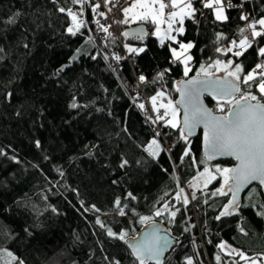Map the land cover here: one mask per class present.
<instances>
[{
  "label": "trees",
  "instance_id": "trees-1",
  "mask_svg": "<svg viewBox=\"0 0 264 264\" xmlns=\"http://www.w3.org/2000/svg\"><path fill=\"white\" fill-rule=\"evenodd\" d=\"M93 2L104 9L111 5L105 7L103 0ZM239 2L232 0L233 4ZM59 7L75 10L77 6L66 0H0V148L7 153L0 155V249L8 248L24 264H110L112 260L133 264L126 245L108 237L105 229L95 223L96 217L116 232L135 229L129 232L131 236L142 227L135 222L132 209L148 215L169 203L171 210L180 209L175 222H168V214L157 219L178 243L163 264H185L186 257H192L194 264H217L216 255L221 257L220 264L237 263L217 247L221 242L248 256L264 254V218L256 215L264 196L248 200L245 192L242 204L256 203L257 208L242 207L239 215L218 221L215 217L228 198L214 197L205 204V197L197 191L195 216L173 199L178 191L176 178L180 187H186L197 170L188 158L180 163L184 145L177 143L176 133L162 141L165 149L176 145L170 150L171 159L164 152L153 160L141 147L151 138L152 129L140 110L133 107L130 96L138 91L139 102H144L162 86L171 91L174 81L185 78L182 65L170 64L167 47L161 48L151 35L143 41L146 53L117 65L111 57L113 53L127 56L124 43L142 46L140 41H126L120 36L124 29L140 23L110 28L117 37L113 43L104 39L105 33L102 37L96 35L94 14L91 6L85 5L87 28L71 36L66 31L70 18L60 13ZM241 11L259 18L264 15V0H247L243 9L228 10L229 20L225 23L215 22L208 9L204 16L197 14L199 24L185 22V35L179 39L196 44L191 50L194 59L190 76L209 58H230L215 52V47L228 44V40L215 43L216 33L238 40V30L245 25L239 19ZM96 19L103 20L98 15ZM144 25L147 31L153 30V25ZM259 45H264V39L240 58L246 70L257 61L255 47ZM77 49L79 59L58 73ZM105 54L108 61L103 59ZM92 55L97 59L92 60ZM109 64L117 69L115 73ZM169 67L172 70L164 78L166 83L141 84L137 88L140 74L151 81ZM171 95L176 99L174 91ZM74 98L81 107H70ZM206 102L215 111V102ZM125 127L127 132L123 131ZM192 151L202 158L198 136L192 139ZM122 159L129 161L125 168L119 166ZM217 163L225 167L234 164L230 160ZM129 192L136 200L125 199ZM118 197L128 205L124 217L118 215L113 203ZM81 201L84 207L95 205L100 212H85ZM239 226L248 235L242 234Z\"/></svg>",
  "mask_w": 264,
  "mask_h": 264
},
{
  "label": "snow or ice",
  "instance_id": "snow-or-ice-1",
  "mask_svg": "<svg viewBox=\"0 0 264 264\" xmlns=\"http://www.w3.org/2000/svg\"><path fill=\"white\" fill-rule=\"evenodd\" d=\"M55 2V0H54ZM247 0H240L238 4H233L232 0H128V6L123 7V19L114 21L118 24L127 25L129 23L151 24L153 30L146 31L144 27H139L131 32L123 31L120 36L124 40L140 41L142 46L131 43H124L123 48L127 56L113 53L112 59L119 65L120 61L129 57L140 56L148 51L147 45L143 44L145 37L151 35L158 39L161 48L167 47L170 54L169 63L179 64L183 67V77L186 79L174 81L171 91L166 87H161L155 91L154 95L147 97L144 102L140 93L133 91L130 96L133 107L140 110L145 118V123L152 129V136L145 145L143 151L153 160H158L161 153L168 152L171 159V148L165 149L162 141L172 132L177 135V143H183L184 147L179 161L182 164L185 158L191 161V166L196 168L195 175L187 181V187L192 189L191 193H185V188L179 186L173 199L181 202L186 208L191 201L198 200L197 191L205 197L203 203L208 204L214 197H227V202L221 204V211L216 215V220L223 217L239 215L242 207L257 208L256 203L242 204L241 193H245V199L252 200L254 196H264V45L255 47L257 61L246 70L240 61L241 57L258 44L259 39H264V15L259 18H252L250 14L241 11L239 19L245 25L238 30L239 39H230L222 32L216 33L215 43L221 40H228L227 45L215 47V52L223 56H230L227 60L221 58H209L205 63L199 65L194 75L192 61L194 59L191 50L196 47L193 41L179 39L185 35V22L192 21L199 24L197 14L204 16L203 9H208L214 16L215 22L225 23L229 20L228 10L233 8L243 9ZM66 3L77 6L59 7L57 10L70 18V24L66 31L71 36L82 34L81 30L87 28V21L83 19L85 5L91 6V12L107 19L106 13L99 11L101 4L93 0H66ZM104 6L112 4V0H103ZM197 4L200 7H197ZM111 12L112 9L108 8ZM9 23L14 22L9 20ZM93 22L99 30L105 33V40L111 39L114 43L117 37L109 31L111 24L105 25L99 19ZM92 41V37H88ZM176 45V47H173ZM107 47V44H105ZM81 53L77 49L75 54L69 58V63L63 65L59 72H63L71 66L72 62L79 59ZM235 57L236 59H232ZM92 60L97 56L92 55ZM103 59L108 61L109 56L103 55ZM114 73L117 71L111 64L108 65ZM171 67L158 72L150 81L144 74L137 77V88L141 84L164 82L166 74L171 72ZM57 73V74H58ZM222 73V75H218ZM119 79V77H117ZM126 94L127 88L125 85ZM253 88L256 89L253 92ZM107 91V89H105ZM179 94V99H173L171 92ZM11 94L9 93V96ZM211 97L215 102V111L204 103L205 96ZM71 108L81 107L75 102L70 104ZM84 107H87L84 105ZM102 111V109H97ZM109 115L111 113L109 112ZM171 130V131H168ZM123 131L127 132L125 127ZM198 136L203 146V156L198 159L192 151V137ZM37 147L40 142H36ZM0 155L7 153L0 148ZM218 157H229L234 164L222 166L219 163L211 162ZM11 159L16 160L15 157ZM19 163V161H16ZM139 163V161L137 162ZM129 164L127 159H122L120 168H125ZM203 167L200 168L199 166ZM167 171V169H165ZM175 171V166H174ZM63 175V173H60ZM219 181V187L206 191L214 182ZM113 183H116L113 181ZM254 185H258L254 186ZM251 186V187H250ZM167 195V193L165 194ZM125 199L136 200L131 193H127ZM84 207L83 201L80 202ZM114 206L118 215L124 217L128 207L121 198L114 200ZM52 212H56L54 207ZM85 212H100L95 205L84 207ZM137 217L135 221L142 226V235H129L135 229H124L119 232L113 231L111 227H106L105 223L96 217L95 223L105 229L106 235L110 238L122 241L130 249V255L134 257L133 264H163L164 253L173 247V242L168 232L161 227V221L157 218L168 214L169 223L175 222V217L180 211L179 208L170 210L169 203H164L163 207H157L148 215H142L131 210ZM256 215L264 218V203H260ZM195 227V225H192ZM242 234L248 235L242 226H239ZM27 231V229H25ZM185 232L189 228L184 229ZM211 243V241H209ZM217 247L224 251L229 248L225 242H221ZM239 256L245 264H260L264 260V254L248 256L243 251L232 248L228 253ZM105 259H108L105 257ZM217 264H220L221 257L216 255ZM24 264V261L14 255L8 248L0 249V264ZM110 264H121L119 260H112ZM185 264H194L192 257L185 258Z\"/></svg>",
  "mask_w": 264,
  "mask_h": 264
},
{
  "label": "built area",
  "instance_id": "built-area-1",
  "mask_svg": "<svg viewBox=\"0 0 264 264\" xmlns=\"http://www.w3.org/2000/svg\"><path fill=\"white\" fill-rule=\"evenodd\" d=\"M128 5V0H112V4L110 5L109 8L112 9L111 12L108 11V9H104V8H100L99 11H103L106 13L107 19H105L104 17L103 20H100V22H102V24H105L106 26L111 24V28H115L116 25H118V23H115L114 21H118L123 19V15L121 12V9L125 6ZM205 14L207 13V9H203L202 10ZM96 19V15L94 16ZM95 28V33L98 37H102L103 36V32H101L98 28V26L95 24L94 25Z\"/></svg>",
  "mask_w": 264,
  "mask_h": 264
},
{
  "label": "water",
  "instance_id": "water-1",
  "mask_svg": "<svg viewBox=\"0 0 264 264\" xmlns=\"http://www.w3.org/2000/svg\"><path fill=\"white\" fill-rule=\"evenodd\" d=\"M139 27H144L145 28V30H146V27H145V25L144 24H137V25H133V26H130L129 28H126V29H124L123 31H129V32H131V31H133V30H135V29H137V28H139ZM122 31V32H123ZM147 31V30H146ZM146 38V37H145ZM127 41V40H126ZM180 80H182V79H180ZM176 99H179V94L178 93H176ZM206 99H209V100H212L211 99V97H208L207 95L204 97V103L208 106V104H207V102H206ZM209 107V106H208ZM196 136H194V137H192L191 139H193V138H195ZM202 144V143H201ZM202 155H203V146H202ZM227 160H230V161H232L233 163H235V161H233L231 158H229V157H218L216 160H214V161H212L211 163H217V162H221V161H227ZM254 186H257L258 187V185H254ZM251 187V186H250ZM247 191V190H246ZM245 191V192H246ZM245 193H241V203H242V197H243V195H244ZM161 227L166 231V232H168V234L170 235V238H171V240H172V242H173V247L172 248H170V249H168L165 253H164V256L162 257V260L164 261V258H165V256L168 254V252H170L176 245H177V243H178V240H177V237L176 236H174L173 234H172V232L165 226V225H163L162 223H161ZM142 235V227H141V229L138 231V233L136 234V236H137V238H140V236ZM126 247H127V245H126ZM128 248V247H127ZM129 249V248H128ZM129 251H130V249H129ZM133 259H134V257H133Z\"/></svg>",
  "mask_w": 264,
  "mask_h": 264
},
{
  "label": "rangeland",
  "instance_id": "rangeland-1",
  "mask_svg": "<svg viewBox=\"0 0 264 264\" xmlns=\"http://www.w3.org/2000/svg\"><path fill=\"white\" fill-rule=\"evenodd\" d=\"M128 6V5H127ZM127 6H125V7H127ZM121 12H122V10H121ZM122 15H123V13H122ZM83 19H84V16L82 17ZM133 24H135V23H129L128 25H133ZM173 47H175L174 45H173ZM183 68V67H182ZM184 79H186V78H184ZM166 149H169V147H167ZM216 187H219V181H217V182H214L213 184H211L210 186H209V188H216ZM185 188V193H188V194H190L191 193V191H192V189H190V188H188L187 186L186 187H184ZM195 202L196 201H191L188 205H187V207H188V212L191 214H195V216L197 215L196 213H197V208H196V205H195ZM162 208V207H161ZM171 210V209H170ZM165 214H167V213H165ZM201 230V229H200ZM226 243V242H225ZM228 246H229V248H227V249H225L224 251H222L223 253H225L226 255H228V256H230V258H233V259H235V261L237 262V263H234V264H245V261H243V260H241L240 258H239V256H237V255H235V253H232L231 255H229L228 253L230 252V250L232 249V248H234V247H232L231 245H229L228 243H226ZM234 249H236V248H234ZM239 262V263H238ZM13 264H16V262L15 261H13ZM260 264H264V260H262L261 262H260Z\"/></svg>",
  "mask_w": 264,
  "mask_h": 264
}]
</instances>
